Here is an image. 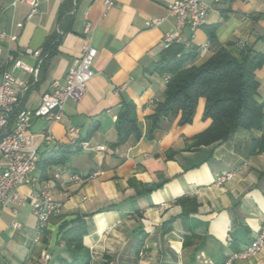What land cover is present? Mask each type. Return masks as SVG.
<instances>
[{
    "label": "crops",
    "instance_id": "1",
    "mask_svg": "<svg viewBox=\"0 0 264 264\" xmlns=\"http://www.w3.org/2000/svg\"><path fill=\"white\" fill-rule=\"evenodd\" d=\"M173 1L115 0L106 9L104 0H39L38 13L28 19L27 4L0 0V31L7 34L0 40L3 58L14 53L30 66L37 59L23 51L43 49L60 30L62 5L73 16L37 79L14 70L22 82L18 88L28 87L24 107H37L54 79L64 81L85 44L98 51L84 97L68 100L59 121L32 119L41 162L34 185L19 188L25 201L17 214L0 207V264H59V257L69 258L61 237L78 216L88 222L83 242L89 264H225L261 231L264 153H251L260 133L241 128L221 144H196L212 122L204 97L190 123L181 124L179 114H170L153 128L150 116L166 98L167 74L158 71L165 35L175 34L174 43L195 54L189 65L203 64L220 47L234 56L242 46L264 53V0H206L211 9L195 31L178 26L169 12ZM152 18L161 23L147 26ZM256 78L264 111V64ZM129 102L136 106L141 135L131 134L119 144L118 114ZM70 127L79 129L77 136ZM46 130L53 140H44ZM3 167L0 161V172ZM229 171L233 178L218 186L217 176ZM46 180L52 182L61 212L37 240L31 196ZM234 264H264V247Z\"/></svg>",
    "mask_w": 264,
    "mask_h": 264
},
{
    "label": "built area",
    "instance_id": "2",
    "mask_svg": "<svg viewBox=\"0 0 264 264\" xmlns=\"http://www.w3.org/2000/svg\"><path fill=\"white\" fill-rule=\"evenodd\" d=\"M22 2L30 7L27 15L31 19L39 11V0H15L14 4ZM105 8L109 9L115 0H104ZM211 6L206 0H174L169 5V12L176 16L179 27L189 26L192 31L206 23ZM161 19L152 18L147 21V26H157ZM91 29L88 24L86 32ZM6 32L0 31V40L6 39ZM175 34L167 33L163 40L165 48L174 43ZM208 44L204 45L206 50ZM97 48L85 44L81 56L75 65L68 71L64 81L54 79L51 89L44 93L40 103L35 108L23 106L28 87L18 88L21 80L14 75V70L21 69L29 72L37 79L40 66L45 54L42 49L26 48L23 53L37 59L36 66L28 65L22 58L14 53L3 58V49L0 44V161L3 169L0 172V207H12L17 214V207L25 201L19 188L24 184L34 185L36 182L35 171L40 158V145L36 142L34 133L31 132L32 119L44 118L50 122L59 121L63 117L65 104L68 100H81L86 94L88 82L94 76L92 63L97 55ZM5 64V68L2 65ZM169 75L166 76L168 81ZM69 133L77 136L79 129L70 127ZM44 140H53L50 130L43 133ZM86 147V143H80ZM104 146L97 149L104 150ZM234 176L233 171L224 172L217 176L215 183L222 186ZM33 212L37 216V234L39 240L52 218L61 212L60 205L55 199L52 182L46 180L39 189H35L31 196ZM19 226L18 222L14 224ZM264 247V222L256 238L241 250L234 251L225 264H234L239 259H249ZM49 254L46 258L49 259Z\"/></svg>",
    "mask_w": 264,
    "mask_h": 264
},
{
    "label": "trees",
    "instance_id": "3",
    "mask_svg": "<svg viewBox=\"0 0 264 264\" xmlns=\"http://www.w3.org/2000/svg\"><path fill=\"white\" fill-rule=\"evenodd\" d=\"M60 26L45 41L42 49L45 54L42 65L53 54L60 42L63 32L71 28L73 16L62 5L60 10ZM211 38H214L211 33ZM195 57L194 53H186L178 43L165 48L161 55L158 71L169 75L166 83L164 101L156 105L150 116L153 128L158 126L161 117L179 114L181 124L190 123L195 114L200 97L206 99L205 115L211 118L210 126L196 138L198 145L221 144L237 130L244 128L260 133L253 138L252 154L264 153V111L258 100L259 82L256 71L264 64V53L253 52L242 46L239 56H234L226 47H220L203 64H188ZM119 144L128 136L140 137L136 106L132 102L124 103L118 114L116 123ZM60 162L64 160L59 159ZM41 162V154L38 165ZM184 203V201H182ZM193 210L197 208L194 203ZM62 234L68 257H59V264H89L90 253L83 239L89 232L88 222L78 216L73 219Z\"/></svg>",
    "mask_w": 264,
    "mask_h": 264
}]
</instances>
